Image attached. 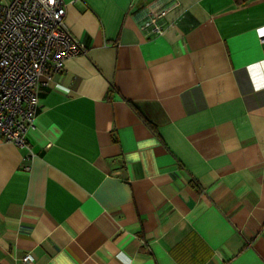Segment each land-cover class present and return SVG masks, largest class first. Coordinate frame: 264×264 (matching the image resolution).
Returning a JSON list of instances; mask_svg holds the SVG:
<instances>
[{
	"label": "crops",
	"instance_id": "0c3cea01",
	"mask_svg": "<svg viewBox=\"0 0 264 264\" xmlns=\"http://www.w3.org/2000/svg\"><path fill=\"white\" fill-rule=\"evenodd\" d=\"M65 2L85 53L0 136V264H264V0Z\"/></svg>",
	"mask_w": 264,
	"mask_h": 264
},
{
	"label": "built area",
	"instance_id": "2783aa9c",
	"mask_svg": "<svg viewBox=\"0 0 264 264\" xmlns=\"http://www.w3.org/2000/svg\"><path fill=\"white\" fill-rule=\"evenodd\" d=\"M170 7L161 2L148 6L140 30L161 35L160 20ZM65 16V0H0V136L6 142L25 146L40 86L60 73L68 59L85 53ZM256 31L264 43V26ZM22 262L32 258L25 255Z\"/></svg>",
	"mask_w": 264,
	"mask_h": 264
},
{
	"label": "trees",
	"instance_id": "16d2710c",
	"mask_svg": "<svg viewBox=\"0 0 264 264\" xmlns=\"http://www.w3.org/2000/svg\"><path fill=\"white\" fill-rule=\"evenodd\" d=\"M243 1H245V0H236V2H238V3L243 2Z\"/></svg>",
	"mask_w": 264,
	"mask_h": 264
}]
</instances>
